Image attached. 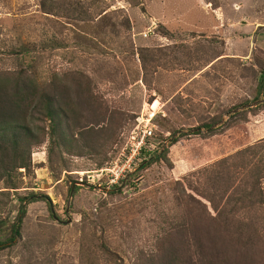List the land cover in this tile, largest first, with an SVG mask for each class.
Segmentation results:
<instances>
[{"label": "rangeland", "instance_id": "1", "mask_svg": "<svg viewBox=\"0 0 264 264\" xmlns=\"http://www.w3.org/2000/svg\"><path fill=\"white\" fill-rule=\"evenodd\" d=\"M262 73L264 0H0V86L24 79L34 133L0 182V242L26 211L0 264H264V205L237 203L253 168L219 166L264 145ZM155 100L164 146L118 180Z\"/></svg>", "mask_w": 264, "mask_h": 264}, {"label": "trees", "instance_id": "2", "mask_svg": "<svg viewBox=\"0 0 264 264\" xmlns=\"http://www.w3.org/2000/svg\"><path fill=\"white\" fill-rule=\"evenodd\" d=\"M23 82L24 79L22 78L16 79L12 93H8L5 87L0 86V182L6 183V185L9 186L7 189L13 190L18 189L15 187V181H13L15 173L19 174L20 169H24L26 172L30 170L32 147L30 142L34 138L32 129L25 126V117H23V113H21L22 110L20 109L22 105L19 93ZM28 89L30 90L29 87ZM259 89L264 91V73H262L260 77ZM46 113L47 116L53 118L51 109L48 108ZM212 127V124L205 126L209 133H214V130L211 131ZM195 134L198 135L200 132H195ZM157 138L163 142L164 137H161L160 133H157ZM176 142L177 140L174 141V143ZM159 155L158 159L162 156L161 154ZM263 162L264 145L258 143L237 152L233 158H227L219 163V166H227L231 171L246 169L248 166L253 168L251 177L247 180L243 179L240 181V183H243V186L240 187L241 189L251 187L253 192L244 194V197L237 199L238 204H243L247 198H252V204L254 206H259V208L263 207L264 189L261 187L262 181L260 177L263 169L257 166L258 163L261 164ZM223 169L225 168L223 167ZM228 173L230 174L228 176V180L230 181L231 173ZM78 188L79 187L74 186L71 187L70 193H74V190L76 192ZM217 196V193L212 195L213 198ZM41 199L43 202L47 203L50 212L54 214L53 205L49 197L42 196ZM25 200H28V198H21L22 202ZM24 205V203L20 205L19 216L12 225V236L7 241L0 242V251L9 248L11 245L13 246L14 242L21 237L22 224L26 216Z\"/></svg>", "mask_w": 264, "mask_h": 264}, {"label": "built area", "instance_id": "3", "mask_svg": "<svg viewBox=\"0 0 264 264\" xmlns=\"http://www.w3.org/2000/svg\"><path fill=\"white\" fill-rule=\"evenodd\" d=\"M156 102L157 100L153 103H147V106L135 119L130 140H128L123 154L124 163L126 164L117 169L118 175L114 173V177L116 176L118 180L121 179V174L126 172V169L130 168L137 159L139 160L141 157L153 153L161 146H164L157 138L160 128L159 119L162 116V111L160 103L155 106ZM106 171L104 170L103 173Z\"/></svg>", "mask_w": 264, "mask_h": 264}, {"label": "bare ground", "instance_id": "4", "mask_svg": "<svg viewBox=\"0 0 264 264\" xmlns=\"http://www.w3.org/2000/svg\"><path fill=\"white\" fill-rule=\"evenodd\" d=\"M158 105V102L155 103V106Z\"/></svg>", "mask_w": 264, "mask_h": 264}, {"label": "water", "instance_id": "5", "mask_svg": "<svg viewBox=\"0 0 264 264\" xmlns=\"http://www.w3.org/2000/svg\"><path fill=\"white\" fill-rule=\"evenodd\" d=\"M73 193V192H72ZM72 193H71V195H72Z\"/></svg>", "mask_w": 264, "mask_h": 264}]
</instances>
